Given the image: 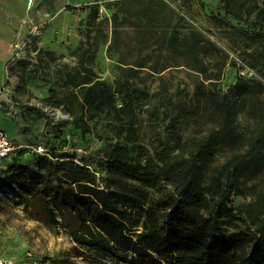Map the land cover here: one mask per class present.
<instances>
[{
  "label": "rangeland",
  "instance_id": "obj_1",
  "mask_svg": "<svg viewBox=\"0 0 264 264\" xmlns=\"http://www.w3.org/2000/svg\"><path fill=\"white\" fill-rule=\"evenodd\" d=\"M241 29L264 33V17H237L222 0H0V127L23 146L0 162V257L89 264L68 231L52 224L39 191L57 162L87 166L109 190L143 188L160 204L161 189L111 168L107 154L117 144L126 148L117 156L134 166L163 148L173 161L205 154V192L214 202L213 175L222 173L224 183L230 164L243 159L223 230L259 234L264 153L251 144L264 133V90L244 100L233 88L242 78L264 85V58L251 65L264 44H250ZM97 80L109 88L89 91ZM52 91L62 101L55 114L42 109ZM224 94L240 100L235 128L205 153L225 121ZM178 139L185 145L173 150ZM29 146L47 147L53 158ZM40 163L45 178L32 181ZM240 248L247 255L248 242Z\"/></svg>",
  "mask_w": 264,
  "mask_h": 264
},
{
  "label": "trees",
  "instance_id": "obj_2",
  "mask_svg": "<svg viewBox=\"0 0 264 264\" xmlns=\"http://www.w3.org/2000/svg\"><path fill=\"white\" fill-rule=\"evenodd\" d=\"M222 2L237 17L255 12L264 17V3L259 0ZM92 10L97 17L99 5L93 4ZM240 32L250 44H264L263 32L243 29ZM263 58L264 52L257 61L251 62L252 67H257ZM95 82L89 91L96 84L103 85L105 90L109 88L100 80ZM263 90L261 82L247 78L239 79L233 88V92L244 100ZM97 98L98 94L92 96L93 104ZM44 101L52 107L62 104L56 91ZM239 102L233 101L230 94L223 95L219 105L225 112V121L204 144L205 153L217 135L235 128ZM184 145L183 140L178 139L173 150ZM251 145L254 152L264 153V133ZM124 150L126 148L117 144L107 154L112 160L111 168L142 186L161 189L165 195L160 204L150 201L149 192L143 188L128 194L109 190V186L101 187L87 166L73 162L55 163L53 171L48 169L49 180L39 189L52 224L68 231L76 243L77 256L89 264H264V229H259V234L251 230L241 237L223 230V219L229 215L232 196L238 190V170L243 159L236 158V163L230 164L229 176L224 183L222 173L213 175V194L218 197L214 202L205 192V154L192 160L173 161L172 150L163 148L154 156L142 157L144 162L134 166L117 156L118 151ZM43 169L40 163L39 170L31 171L28 178L35 182L45 178ZM261 208L264 214V200ZM206 212L210 215L205 216ZM246 242L249 245L247 255L238 254L240 246Z\"/></svg>",
  "mask_w": 264,
  "mask_h": 264
},
{
  "label": "built area",
  "instance_id": "obj_3",
  "mask_svg": "<svg viewBox=\"0 0 264 264\" xmlns=\"http://www.w3.org/2000/svg\"><path fill=\"white\" fill-rule=\"evenodd\" d=\"M31 3L33 0H29ZM249 71V70H248ZM250 73L253 74L252 71ZM55 107L44 104L42 109L50 114H55ZM29 148L36 150L37 152L46 153L50 157H52L49 149L47 147L39 146L38 148L29 146ZM23 149L21 144L14 143V140L9 136L6 129L0 127V162L5 161L10 157L13 153L20 152ZM0 264H16L14 261L7 260L3 257H0Z\"/></svg>",
  "mask_w": 264,
  "mask_h": 264
},
{
  "label": "crops",
  "instance_id": "obj_4",
  "mask_svg": "<svg viewBox=\"0 0 264 264\" xmlns=\"http://www.w3.org/2000/svg\"><path fill=\"white\" fill-rule=\"evenodd\" d=\"M0 46H3V45L0 44ZM4 48H5V47H4ZM5 49H6V48H5ZM3 52H4V51H3ZM3 52H1V54H2ZM1 54H0V55H1ZM4 129H6V128H4Z\"/></svg>",
  "mask_w": 264,
  "mask_h": 264
}]
</instances>
